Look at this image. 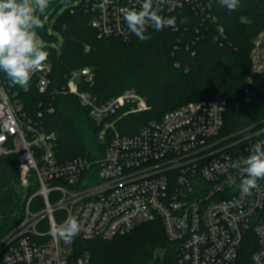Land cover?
Wrapping results in <instances>:
<instances>
[{"label":"built area","instance_id":"obj_1","mask_svg":"<svg viewBox=\"0 0 264 264\" xmlns=\"http://www.w3.org/2000/svg\"><path fill=\"white\" fill-rule=\"evenodd\" d=\"M87 1L94 14L90 24L100 38H130L123 10H138L142 0ZM186 6L200 20L212 18L209 2L165 0L161 14L175 16L176 25L164 29L178 30L177 13ZM218 30L224 37L223 29ZM49 72L44 63L31 77L40 91L50 84ZM263 73L264 30L251 51L248 99L264 92ZM82 81L93 84L91 68L74 70L63 93L78 97L91 117L104 123L103 141L107 130L114 129L108 120L124 107H129V113L150 109L148 99L135 90L98 104L91 93L80 90ZM13 87L0 82V155L17 154L21 185L31 188L35 180L38 192L27 204L25 220L0 241V264H87V257L73 258L78 238L112 239L157 219L176 244L179 264H264V235L254 231L257 225L264 226V180L244 193L240 187L243 177L232 167L250 154L256 142L264 140V127L253 125L216 142L224 126L225 99L218 96L186 103L133 136L114 131L105 155L97 160L77 157L59 162L56 134L24 116L11 93ZM35 197L41 199V206L36 207H43L42 212L30 209ZM70 215L82 227L66 245L55 238L52 226Z\"/></svg>","mask_w":264,"mask_h":264},{"label":"trees","instance_id":"obj_2","mask_svg":"<svg viewBox=\"0 0 264 264\" xmlns=\"http://www.w3.org/2000/svg\"><path fill=\"white\" fill-rule=\"evenodd\" d=\"M57 1L49 4L42 17L44 27L37 30L47 42L50 84L40 91L32 79L28 87L14 86L11 93L27 119L56 134L59 162L102 158L114 131L133 136L170 110L218 96L226 101L221 136H232L253 125L264 127V92H255L251 99L245 94L254 40L264 30V0H240L231 12L219 0H203L209 2L211 19L200 20L186 6L177 13L178 30L148 28L146 35L151 38L144 41L133 33L127 40L100 38L90 24L94 14L87 0H67L74 6L58 16L56 12L49 15ZM185 17L188 22L181 23ZM219 27L224 37L219 35ZM51 31L62 36L60 49L51 45L59 39ZM85 67L92 68L94 82L82 81L80 90L91 93L98 104L135 90L148 99L150 109L129 113V107H124L108 120L115 130L108 129L102 141L104 123L94 120L78 97L63 93L71 73ZM0 82L10 83L3 72ZM260 83L264 87V73ZM34 193L21 187L18 155H0V241L25 220ZM36 201L37 197L30 202L32 211H39ZM79 257H87V264H179L176 244L168 238L161 219L112 239L78 238L73 258Z\"/></svg>","mask_w":264,"mask_h":264},{"label":"clouds","instance_id":"obj_3","mask_svg":"<svg viewBox=\"0 0 264 264\" xmlns=\"http://www.w3.org/2000/svg\"><path fill=\"white\" fill-rule=\"evenodd\" d=\"M221 6L228 11H235L240 0H219ZM50 0H0V72L6 74L10 86L26 88L32 75L41 69L47 61L49 53L39 39L38 29L44 27L42 19ZM165 0H142L139 9L123 10L124 21L128 30L139 40H148L149 27L157 31L165 27H175L176 17L162 15ZM181 23H187L182 18ZM232 167L238 169L243 179L240 187L248 193L257 186L258 180H264V140L256 142L250 154L233 162ZM81 222L73 215L62 223L54 224L52 232L55 238L70 245L81 232ZM254 231L264 235V226L257 225Z\"/></svg>","mask_w":264,"mask_h":264},{"label":"rangeland","instance_id":"obj_4","mask_svg":"<svg viewBox=\"0 0 264 264\" xmlns=\"http://www.w3.org/2000/svg\"><path fill=\"white\" fill-rule=\"evenodd\" d=\"M53 0H50V3L52 2ZM49 3V4H50ZM72 6H74V3L73 2H67V0H58L57 1V3H55L54 4V6L52 7V8H50L49 10H48V14L49 15H51V14H53V13H57V16L58 15H60V14H62L66 9H68V8H70V7H72ZM52 25H53V23H52ZM51 33H53L54 35H58V37H59V39H58V41L57 42H54V43H52L51 45H53L55 48H58V49H60L61 48V45H62V42H63V38H62V36L60 35V34H58L56 31H51ZM39 35V34H38ZM39 39L42 41V44H43V47H45L46 45H47V42L45 41V40H43L42 38H41V36L39 35ZM90 68V67H89ZM92 69V68H91ZM193 102V101H192ZM226 138H228V137H225V135L224 136H221V134L219 133L218 134V136L217 137H215L214 138V140H216V142H218V141H222V140H224V139H226ZM100 139H101V137H100ZM102 140V139H101ZM103 141V140H102ZM225 145V144H224ZM223 145V146H224ZM30 184H31V189L35 192L34 193V195L38 192V185H37V182L35 181V180H32L31 182H30ZM21 187L22 188H24L25 190H26V188L25 187H23L22 185H21ZM33 195V196H34ZM41 199L40 198H37V201H36V206H41ZM27 208V207H26ZM43 207H41V208H39V209H37V210H39V211H36V212H42V209ZM42 209V210H41ZM43 230H47V226H44V228H43ZM255 243V238L253 237V244ZM242 260L243 261H245L246 260V258H245V255H242Z\"/></svg>","mask_w":264,"mask_h":264}]
</instances>
